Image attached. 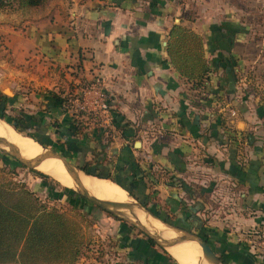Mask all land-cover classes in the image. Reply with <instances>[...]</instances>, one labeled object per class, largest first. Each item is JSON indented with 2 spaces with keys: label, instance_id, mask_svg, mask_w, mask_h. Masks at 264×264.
<instances>
[{
  "label": "crops",
  "instance_id": "1",
  "mask_svg": "<svg viewBox=\"0 0 264 264\" xmlns=\"http://www.w3.org/2000/svg\"><path fill=\"white\" fill-rule=\"evenodd\" d=\"M12 11L16 17L0 12V30L16 59L32 64L19 70L32 85L27 98L40 102L32 114L51 138H66L51 121L64 125L69 113L46 93L47 67L67 75L78 67L110 101L108 116L88 118L91 128L110 130L109 141L95 128L87 141L71 136L85 158L96 157L98 142L104 163L119 169L129 168L126 154L153 163L158 181H147L145 192L157 189L161 202L203 203L196 214L213 249L229 264H264L257 249L264 244V0H44ZM172 23L203 40L211 67L205 100L170 62ZM229 129L247 137L228 141ZM171 174L187 188L168 186ZM132 228L118 223L124 256L114 264H167L166 253Z\"/></svg>",
  "mask_w": 264,
  "mask_h": 264
},
{
  "label": "trees",
  "instance_id": "2",
  "mask_svg": "<svg viewBox=\"0 0 264 264\" xmlns=\"http://www.w3.org/2000/svg\"><path fill=\"white\" fill-rule=\"evenodd\" d=\"M43 1L0 0V8L11 5L17 7L33 6ZM165 47L171 64L190 83L191 88L202 93L200 98L205 100L206 85L209 80L211 67L204 54L201 36L182 23H172L168 29ZM82 81L84 83L78 86L80 90L87 85L85 78H82ZM46 93L56 99L63 111L69 113V119L64 125L59 126L56 120L51 121V124L56 126V132L65 135L66 139H71L72 136L76 140L85 139L87 141L93 138V130L95 128L98 131L101 130L102 134L105 133L107 141L110 140V130L98 125H94V128H91L86 121L89 119L84 118L94 119V116L92 114L88 115L83 109L71 106L69 95H65L63 90L57 92L47 89ZM13 101H15L13 97L0 92V117L9 121L18 129H16L18 132H23L24 128L28 126L32 130L24 133L28 136L30 135L29 137H33L40 143L52 144L56 150L62 149L63 145L58 143V140H53L49 133L46 132V124L38 123L36 114L31 116L20 112L14 115L6 114L7 103H12ZM108 104L110 105L109 100ZM24 115L31 117V119H25ZM40 133L43 134L44 138L41 137ZM226 137L228 141L232 142L234 140L243 141L247 134L243 136L242 132L229 129ZM247 140L250 142L249 138ZM79 144L77 142L76 146L79 147ZM93 149L96 157L90 158L92 161L85 158L84 149L78 150L79 153L76 152L77 150H73L75 152L72 153V156H77L80 159L77 164L86 171L102 176V178H111L119 183L158 216L181 228L192 231L212 243V233L208 231L206 226L203 225V220L196 214V211L202 207L203 203L202 205L197 202L190 204L179 196L175 202H170L167 199L161 202L160 197L156 193L157 189H155L156 192L155 190L150 191L152 196L144 191L148 187L147 181L151 185L158 181V177L153 173V169H157V167H154L153 163L145 162V165L142 166L132 155L126 154L125 157L123 155L121 159L125 158L124 160L129 164V168L132 167L128 172L129 168L128 170H122L116 164L113 165L112 162L104 163L102 161L103 143L97 142ZM144 176L147 177L146 181L143 179ZM166 183L168 186H175L177 193L181 188H187L188 185L184 179L174 174L170 175ZM20 185L19 187H16V185H0V264H49L59 259L75 258L84 244L78 226L73 224V221L58 211L56 207L46 206L38 202L33 197L32 191L24 188L22 184ZM80 197L85 198L82 195ZM121 223L124 228L126 226L133 227V225L125 221ZM144 235L150 245H157L152 238L146 234ZM166 258L169 260L171 257L168 254Z\"/></svg>",
  "mask_w": 264,
  "mask_h": 264
},
{
  "label": "rangeland",
  "instance_id": "3",
  "mask_svg": "<svg viewBox=\"0 0 264 264\" xmlns=\"http://www.w3.org/2000/svg\"><path fill=\"white\" fill-rule=\"evenodd\" d=\"M20 8L22 7L13 5L5 6L0 8V12H2L1 15L14 13L16 17L15 12L17 11L14 12L12 10ZM9 43L10 39L6 35L5 30H0V91L2 90L3 92L9 94L8 96L16 99V101H13L12 103H7L5 113L14 115L17 112H20L25 115L30 114L31 116L32 111L36 110V107L40 102L38 100L35 104L29 100V97L27 98V93L30 92L29 90L32 88V85L27 84V79L21 76L19 69L23 70V66L28 68V66H31L32 64L25 65L20 63V61L15 57V51L11 50ZM6 66L9 67L7 68ZM59 68L60 67H54L53 65H49V67H47L46 81H49L48 84L50 88H46L57 92H59V90H63L65 95H69L68 98L70 99L69 102L71 106L83 109V107L79 106L81 91L78 86L84 83L82 78L86 79L87 85H89L91 81L87 80L86 76L82 74L81 69L78 67L71 70L72 72L67 71L68 75L65 74V71L62 68L60 70ZM11 72H13L12 75ZM6 88H10V92H8ZM71 110L73 109L71 108ZM83 110L85 113H88V115L92 114L95 117V119L89 118L90 120L92 119L94 122H98L99 117L96 113L85 109ZM76 112H78V110H76ZM230 114L234 115L235 112L232 111ZM25 119H31V117L29 118L25 116ZM86 121L87 123H90L88 120ZM30 130L32 129L27 126L24 128L23 132H21L22 134L17 130L16 131L19 135L28 136L24 132H28ZM40 134L41 137L44 138L43 134ZM55 140H58V143L63 145L62 149L58 151L63 152V154L66 155L72 162H80V159L77 156H72V153L76 150L78 153L80 151V149H78L79 147L76 146L77 142L75 139L65 138L62 140L60 137L57 139L55 138ZM94 144H97V142H94ZM45 145L54 148L52 144L47 143ZM108 150L109 148L107 149V152ZM103 155L104 151L101 156L103 157ZM89 161L92 160L90 159ZM63 182L64 180L56 177V175L47 174L36 168H29L22 165L13 156L0 149V185H16V187H19L21 186L20 184H22L24 188L32 191L33 197H35L38 202L45 204L46 206L56 207L58 211L62 212L66 217L72 220L73 224L78 226L80 231L79 233L83 237V247L75 258L59 259L54 263L49 264H114L118 258L120 259L121 256H124L122 254V249H117V247H120V237L117 234L118 231L116 229L118 223L125 220L101 207H98L95 204L90 203V201L86 198L80 197L81 194L78 193L76 189L69 186L66 181L64 183ZM127 193L128 196L131 195H129L128 191ZM130 197L134 196L131 195ZM125 222L130 224L127 221ZM132 230V235L140 233L145 236V233L140 232L141 230L135 225H133ZM157 246L161 249V251L163 250L166 253L165 257H167L168 254L171 257L169 260L167 259V264H178L177 260L171 255L168 249L165 250L158 244ZM257 249L259 250V247Z\"/></svg>",
  "mask_w": 264,
  "mask_h": 264
},
{
  "label": "water",
  "instance_id": "4",
  "mask_svg": "<svg viewBox=\"0 0 264 264\" xmlns=\"http://www.w3.org/2000/svg\"><path fill=\"white\" fill-rule=\"evenodd\" d=\"M0 88H1V86H0ZM0 92L3 94L9 95L6 92H3L2 90ZM0 119L9 123L10 125H12L5 118L0 117ZM15 129H17V128H15ZM36 141L38 143H40L38 140H36ZM40 144L42 145L43 149L39 154H37L33 157H24L21 155V152H20L17 145L8 141V139L6 137L0 136V149L4 152L10 154L11 156H13L22 165H25L29 168L38 169L36 166L42 160H44L45 158H48V157H56V158L60 159L62 165L64 166L66 171L70 174L73 181H80L82 183L83 191L76 189V191L78 193H80L87 200H89L91 203L97 205L98 207H101V208L105 209L106 211L118 216L119 218L129 222L130 224L135 225L138 229H140L148 237L152 238L158 245H160L165 250H167L166 247H168V246H172V245L184 242V241H188V240L182 239V237L180 235V232L186 231L189 234H191L197 238V239H190V240L196 241L197 244L200 246L201 260L206 261L207 263H210V264H228V262L225 261V259L221 256V254L217 253L213 249V247L210 245V243L208 241H206L204 238H202L200 235H198L192 231L186 230L184 228H181V227L163 219L162 217L155 214L152 210H150L146 205H144L137 198L131 197V199H129V200L115 201L112 199L102 198V197H99V196L91 193L90 190L82 182V179L80 177V172H82L86 175H92V176H97V177H102V176H98V175H95L89 171H86L84 168L79 166L77 163L72 162L66 155L63 154V152L58 151V150H56V149H54L48 145H45L44 143H40ZM135 144L138 146L139 141L136 140ZM3 145H6L7 148H4ZM38 170H40V169H38ZM40 171H42V170H40ZM42 172H44V171H42ZM106 178H108V177H106ZM72 188H74V187H72ZM137 209L142 210L146 214V216L152 217V218L162 222L168 229H172L175 232V235H173L171 237L165 236V235H160L159 231L153 225L140 223L138 221V217H137L136 213H134L133 215H129L130 212H136Z\"/></svg>",
  "mask_w": 264,
  "mask_h": 264
},
{
  "label": "bare ground",
  "instance_id": "5",
  "mask_svg": "<svg viewBox=\"0 0 264 264\" xmlns=\"http://www.w3.org/2000/svg\"><path fill=\"white\" fill-rule=\"evenodd\" d=\"M0 136L6 137L8 141L17 145L21 155L24 157H33L39 154L43 149L42 145L35 139L19 135L12 125L2 119H0ZM3 147L7 148L6 145H3ZM36 167L48 174L56 175V177L64 180V182L66 181L69 186L83 191L82 183L80 181H73L70 174L62 165L60 159L56 157H48L42 160ZM80 177L90 192L99 197L115 201H125L131 199V195L128 196L127 191L115 181L103 179L102 177L86 175L82 172H80ZM134 213H136L140 223L153 225L159 231L160 235L169 237L175 235V232L172 229H168L162 222L146 216L142 210L137 209L136 212H130L129 215H133ZM180 235L182 239L188 241L166 247L171 255L177 260L178 264H210L201 260L200 246L196 241L190 240L197 239L196 237L186 231L180 232Z\"/></svg>",
  "mask_w": 264,
  "mask_h": 264
},
{
  "label": "built area",
  "instance_id": "6",
  "mask_svg": "<svg viewBox=\"0 0 264 264\" xmlns=\"http://www.w3.org/2000/svg\"><path fill=\"white\" fill-rule=\"evenodd\" d=\"M80 91V107H83V109L87 111L96 113L99 118H104V115H109L110 105L108 104V99L95 83H89V85L82 88ZM258 247L260 253L264 257V244L258 245Z\"/></svg>",
  "mask_w": 264,
  "mask_h": 264
}]
</instances>
